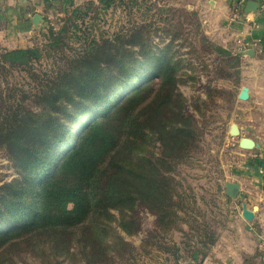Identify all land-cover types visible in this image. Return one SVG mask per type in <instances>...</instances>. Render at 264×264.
Returning a JSON list of instances; mask_svg holds the SVG:
<instances>
[{
	"label": "trees",
	"instance_id": "16d2710c",
	"mask_svg": "<svg viewBox=\"0 0 264 264\" xmlns=\"http://www.w3.org/2000/svg\"><path fill=\"white\" fill-rule=\"evenodd\" d=\"M98 3L107 8L113 0ZM119 47L130 57L123 59ZM153 54L149 50L143 57ZM132 55L120 41H95L75 66L40 79L35 94L40 111L8 108L0 117V146L18 170V177L0 186V248L33 238L38 244L49 242L54 251L69 252L71 245L47 237L66 235L94 214L108 216L111 209L130 212L119 222L127 234L138 226V207L154 212L166 227L171 223L174 188L165 167L189 150L192 118L174 92L176 66L169 57L156 62L153 77L158 81L148 83L130 74L125 63ZM41 56L37 47L15 48L1 52L0 63L27 70ZM119 75L126 83L115 92ZM150 140L159 142L158 157L146 149ZM111 231L124 241L113 227ZM85 238L84 248L91 242L90 235ZM106 249L109 245L96 246L97 264L115 261ZM200 256L193 252L189 258L200 264ZM46 258L40 264H61L58 257ZM0 264L16 263L0 259ZM84 264L92 262L85 257Z\"/></svg>",
	"mask_w": 264,
	"mask_h": 264
},
{
	"label": "rangeland",
	"instance_id": "374dc122",
	"mask_svg": "<svg viewBox=\"0 0 264 264\" xmlns=\"http://www.w3.org/2000/svg\"><path fill=\"white\" fill-rule=\"evenodd\" d=\"M74 8L50 19L36 38L32 47L39 48L42 56L32 62L30 69H12L0 63V117L8 108L40 111L41 104L35 95L40 79L75 66L77 57L102 38L120 41L123 47L132 49L131 62L125 63L126 67H130L131 75H141L148 83L158 81L153 77L156 62L169 57L176 66L174 92L179 93L177 97L183 101L185 115H191L194 127L187 153L175 157L165 167L172 178L171 209L175 215L168 216L171 223L166 227L157 221L154 212L138 207L134 213L138 226L127 234L119 222L130 212L111 209L108 216L94 214L84 225L69 229L66 235L47 237L58 244L71 245L69 252L54 251L49 242L38 244L30 238L0 248V259L6 262L11 259L16 264H40L47 261L46 257H58L61 264H84L88 257L92 264H97L93 254L96 246L109 245L106 251L115 257L111 264H188L193 252L200 256L209 251L217 229L229 220L231 213L219 192L231 166L241 158L238 138L227 134L236 109L240 61L230 48L206 33L194 9L180 2L113 0L107 8L99 3L82 4L73 12ZM130 39L137 43L132 45ZM119 50L123 59L130 57L122 47ZM149 50L154 54L144 58L143 52ZM123 79L126 81L120 75L116 77L115 92L124 87ZM145 145L158 157L161 152L158 141L150 140ZM16 177V165L5 147L0 146V186ZM112 227L124 241L114 238ZM87 235L91 242L84 248Z\"/></svg>",
	"mask_w": 264,
	"mask_h": 264
},
{
	"label": "crops",
	"instance_id": "0c3cea01",
	"mask_svg": "<svg viewBox=\"0 0 264 264\" xmlns=\"http://www.w3.org/2000/svg\"><path fill=\"white\" fill-rule=\"evenodd\" d=\"M173 1L194 9L206 33L237 55L236 109L227 134L231 136L230 125L236 123L237 138L246 136L257 143L252 149L238 146L241 158L231 166L219 192L231 208L229 220L217 229L215 243L200 256V264H264V0H244L237 17L233 16L234 0ZM249 1L257 3L254 10L246 9ZM88 2L99 0H0L1 49L32 47L50 19ZM35 14L42 16L41 25L33 23ZM243 86L248 90L246 100L238 99ZM225 181L239 183L235 196L225 193ZM243 204L253 211L251 220L242 216Z\"/></svg>",
	"mask_w": 264,
	"mask_h": 264
},
{
	"label": "water",
	"instance_id": "95a60500",
	"mask_svg": "<svg viewBox=\"0 0 264 264\" xmlns=\"http://www.w3.org/2000/svg\"><path fill=\"white\" fill-rule=\"evenodd\" d=\"M257 3L255 1H249L246 5V9L248 10H254L256 8ZM42 21V16L39 14H35L33 16V23L35 25H39ZM42 24V23H41ZM40 24V25H41ZM248 90L247 87L243 86L238 94V99L240 100H246L248 98ZM229 134L233 137H238L240 135L239 128L236 123H232L229 128ZM238 146L242 149H252L255 146H257V143L251 139L250 137L242 136L238 138ZM239 189V183L232 182V181H225L224 183V191L229 196H235L236 192ZM242 216L247 219L251 220L253 218V211L250 209H247L245 207V204L242 205ZM188 264H194V263H188Z\"/></svg>",
	"mask_w": 264,
	"mask_h": 264
},
{
	"label": "built area",
	"instance_id": "2783aa9c",
	"mask_svg": "<svg viewBox=\"0 0 264 264\" xmlns=\"http://www.w3.org/2000/svg\"><path fill=\"white\" fill-rule=\"evenodd\" d=\"M244 0H234V5H233V16L237 17L240 13L242 4Z\"/></svg>",
	"mask_w": 264,
	"mask_h": 264
}]
</instances>
